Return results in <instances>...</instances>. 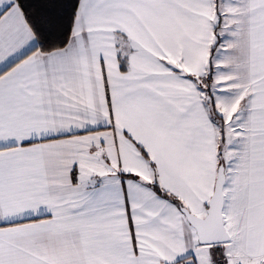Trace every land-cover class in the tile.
I'll return each mask as SVG.
<instances>
[{
  "label": "snow or ice",
  "instance_id": "6c2138e0",
  "mask_svg": "<svg viewBox=\"0 0 264 264\" xmlns=\"http://www.w3.org/2000/svg\"><path fill=\"white\" fill-rule=\"evenodd\" d=\"M0 264H264V0H0Z\"/></svg>",
  "mask_w": 264,
  "mask_h": 264
}]
</instances>
